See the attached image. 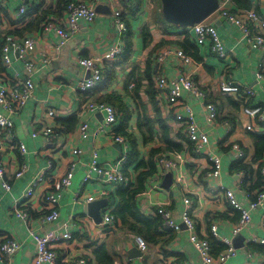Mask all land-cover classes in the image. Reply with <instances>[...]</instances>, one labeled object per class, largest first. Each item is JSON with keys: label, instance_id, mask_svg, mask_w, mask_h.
<instances>
[{"label": "crops", "instance_id": "0c3cea01", "mask_svg": "<svg viewBox=\"0 0 264 264\" xmlns=\"http://www.w3.org/2000/svg\"><path fill=\"white\" fill-rule=\"evenodd\" d=\"M59 1L0 0V39L7 31L21 30L36 17L37 9H40V14L47 13V20L52 18L65 20L66 9L61 11L58 8ZM86 2L93 5L95 9L99 5L102 8L93 23L87 24L83 20L79 21L80 31L68 42L61 53L56 54L52 63H45L44 58L49 53L51 45L59 41L54 30L47 35L45 33L39 35L41 29L32 35L24 36H33L36 41L33 59L37 65L36 71L31 77L34 83V93L25 107L12 116V119L15 125L16 139L25 143L27 147L26 156L21 157L19 154L15 147L17 141L11 145H5L0 139V159L8 170L6 179L10 182V189L5 190L0 178V243L6 239H16L22 244L20 251L13 259V264H31L36 249L34 240L27 232L28 227L15 215L14 202L23 196L28 184L42 172L48 159L54 163V168L48 176V183L37 189L35 196L26 203V209L32 215L30 226L33 230L44 234L60 229L61 234L69 232L73 235L72 241L56 245L59 251V264L75 256H84L91 261V264H96L92 251L103 243L108 246L109 252L115 255L116 264H140L143 261L145 264H173L175 262L178 264H204L200 252L191 242L193 233L182 223L187 197L193 199L194 202L192 211L196 224L194 234L210 243L213 257H218L227 249L222 238H230L237 253L234 257L227 259L224 264H264V246L261 244L248 246L249 240L253 237H261L264 230V226L261 224V212H264V204L259 213H254L249 208V197L252 195L253 198L257 192L264 190V179L259 176L256 162H254L256 150L254 139L251 136V134L264 135V124L258 125L253 131H248L241 121V112L246 106H264V79L260 83L257 81V73L264 68V51L249 47L245 42V35L241 27L223 17L213 15L208 20L216 25L230 56V62H228L230 66L229 69H226V66L212 52L211 41L206 40L204 44H198L192 28H180L163 23V16L160 14L161 0H87ZM253 3L258 13L264 15V2L255 3L253 1ZM22 7L26 11L23 15H19V10ZM34 8L36 9L34 10ZM226 8L232 11H244L232 1L226 5ZM116 11H122L123 19L126 22L127 31L123 34L115 26L114 13ZM155 17H159V23L155 22ZM146 34L149 35L148 42H146ZM189 38L194 43L191 52L185 51L182 47V43ZM129 39H132L133 44L130 53L127 49ZM162 42H165V45L159 48L158 45ZM118 44L121 45L123 54L118 55L114 61L102 63L103 78H107L111 72L114 77V80L107 81V86L103 89L111 97L113 95L121 97L133 113L140 111L142 105L148 108L150 114L154 113L146 93L150 81L141 78L149 67L153 71L152 85H154L153 76L157 74H162L167 80H173L179 76L181 60L177 56L169 57L164 64H159L155 60V56L158 55L161 48L170 47L183 49L190 55L193 60L190 66L191 76L201 86L208 82L210 98L217 106L219 117L217 121H207L209 113H207L203 102L186 91L182 92L184 102L193 107L196 120L209 137V144L201 149L200 154H197L192 143L174 133L170 121L171 111L166 106L164 96L154 85V89L157 91V105L170 127V138L181 144L182 150L168 154L176 158L178 170L167 171L159 179L158 171L153 178L147 181L146 191L139 196L138 204L145 215L154 217L155 211L158 213L160 209L168 207L173 221L178 225V229L174 231L177 233V238L170 246L167 247L163 243L156 246L148 244L146 256L139 251L135 243V237L138 235L128 232L125 235L119 230L120 227L122 228L119 219L116 220V225L118 224L120 227L114 228L110 234L103 235L97 226L98 223L88 214L90 203L86 204V201L91 199L92 202H96L108 200V198L110 200V191L116 186L108 184L104 179L95 175H92L89 182L83 184L93 151H98L99 162L104 164L117 160L121 153V146L115 142L116 123L112 126L103 125L102 127L104 112L91 113L83 109L87 102L96 101L100 95L86 100L81 94L80 98L79 91L74 89V84L86 75L81 59L103 55ZM5 69L0 75V85L6 79L13 78L15 74L20 77L25 74L24 63L16 55H12L11 66L5 67ZM205 73L210 75L206 74L207 76H205ZM222 76L224 77L221 79ZM223 79L241 85L253 86L256 94L248 103L238 102L218 92L219 83ZM128 80L132 85H136V82L140 84L141 90L137 97L140 100H133L130 97L134 94V90L129 86L128 91L126 90ZM103 85L104 83L101 82L95 89ZM75 98H77L76 101H74ZM49 109L56 110L58 116L64 120H70L75 115L77 116V120L70 123L72 126L69 127L67 134L62 132L51 142L44 135L45 128L49 124L46 120V112ZM0 111L3 112L1 108ZM222 119H230L231 125L221 123ZM83 122L89 124L87 139H82L80 135V125ZM56 124L58 125L57 120ZM135 125L136 122L133 119L130 127L134 128ZM100 127H102V131L97 137H94V131ZM34 134L35 136H33ZM141 141L143 139H138V149L143 156L148 157L147 148ZM127 142L131 148V141L127 140ZM157 142H159L158 139L153 143ZM233 143L244 147L248 158L247 164L245 163L248 165L247 169L242 175H237L239 172L231 170L235 160L229 149ZM75 149L79 150V155L73 154ZM209 152L220 154L223 170L218 179H209L205 183L202 182V179L209 171L210 162L207 157ZM71 161L76 163L75 176L72 186L62 193L59 206L60 218L56 222L43 225L40 217L42 216L44 194L57 187V179L65 172L66 166ZM21 164L27 165L25 175L12 180V173L17 172L21 168ZM134 169V164H130L128 181L131 183H135L138 174ZM179 174L183 179V185L177 183ZM168 175L172 176L171 182L168 180L165 182ZM259 180L262 181L261 184ZM220 186L231 189L237 200L250 211L251 222L240 233L244 239H240L236 243V237L232 235V230L238 224L241 214L229 204L221 191L216 190ZM76 192L80 193L83 203L73 202ZM105 192L108 193L107 197L103 195ZM100 212L102 216L104 210L102 209ZM212 227L217 228L219 237L213 236ZM210 237L217 240L222 246L223 251L220 254H214ZM132 250H137L134 256L130 254ZM249 251L252 253L251 261ZM166 252L170 254L169 257L166 256Z\"/></svg>", "mask_w": 264, "mask_h": 264}, {"label": "built area", "instance_id": "2783aa9c", "mask_svg": "<svg viewBox=\"0 0 264 264\" xmlns=\"http://www.w3.org/2000/svg\"><path fill=\"white\" fill-rule=\"evenodd\" d=\"M219 9L213 14L225 18L241 27L245 35V42L250 48L264 51V15L258 13L257 10H244V11H232L226 8V5L231 0H218ZM255 3L264 2V0H253ZM26 9L22 7L19 10V15H23ZM122 11H116L114 13L115 26L118 31L123 34L127 31L126 23L122 18ZM212 15V16H213ZM211 16V17H212ZM97 17L95 7L83 0H71L66 8V19H50L44 23V27L39 33L42 35L55 31L59 37V41L52 44L49 53L44 58L45 63H52L57 53H61L67 46L68 42L77 35L80 31L79 21L83 20L87 24L93 23ZM210 17V18H211ZM209 19V18H208ZM206 20L200 24L195 25L192 29L195 34V39L198 44H204L206 40L211 41V50L216 55L217 59L229 69L230 56L227 52L224 43L222 42L220 35L217 31L216 25ZM190 29V28H189ZM0 42L3 43L1 60L5 67H10L12 63V55H16L18 59L24 63V76L15 74L13 78L6 79L0 85V108L4 112L0 111V139L5 145H11L16 142V149L21 157H25L27 154V147L25 143L16 139L15 125L12 116L21 111L28 100L33 96L34 83L31 79L32 75L36 71V61L33 59V53L36 48V41L33 36L18 37L14 35L5 34L1 37ZM123 54V49L120 44L115 46L111 51L104 53L103 55L94 58L81 59V64L86 75L82 77V80L76 81L74 89L80 92H88L95 89L103 78L102 63L104 61H114L118 55ZM171 56H177L181 60V67L179 76L173 80H167L162 74H157L153 77V82L156 88L162 93L166 100V106L171 111V124L173 125L174 133L182 139L192 143L194 150L197 154H200L201 149L209 144L208 135L201 129L198 121L195 117L193 107L184 102L182 92L186 91L194 98L200 99L204 107L209 113L207 121L213 122L219 119L218 110L216 104L210 98L208 82L203 86L199 85L191 76L190 66L193 63L192 58L183 50L170 47H164L159 50L158 55L155 56V60L159 64H164L165 61ZM224 76L221 77V79ZM220 79V80H221ZM264 79V68L257 73V81L260 83ZM135 85L131 84L130 89H133ZM218 92L229 96L238 102L248 103L256 94L253 86L241 85L230 80H222L219 83ZM77 98L74 99L76 101ZM83 109L86 112H104L105 117L102 123L104 126H112L118 121V115L116 109L105 103H97L93 100L86 103ZM58 112L54 109H49L46 112L47 124L44 135L48 141H52L61 134V128L59 125H55ZM241 121L248 131H253L258 125L264 124V106L263 105H248L241 112ZM221 123L231 125L230 119H222ZM102 127L97 128L94 131V137H97L102 131ZM80 135L82 139L89 137V124L86 122L80 125ZM35 136V134L33 135ZM115 142L121 146L120 156L116 161H108L101 164L99 162V153L97 150L93 151L92 159L89 164L88 172L83 179V184L89 182L92 179V175L99 176L110 185L113 186H125L127 185L128 177L124 172V165L128 163L131 148L128 145L127 140L123 136H116ZM229 149L230 154L234 157L235 162H243L247 164V156L245 148L238 143H233ZM74 155H79V150H73ZM208 160L210 167L208 173L202 179V182H208L209 179H218L221 176L223 165L220 154L208 153ZM74 161L69 162L66 166L65 172L57 179V187L54 190H48L44 194L43 198V210L40 217L41 223L56 222L60 218L59 206L60 199L63 191L69 189L73 184L75 176ZM257 172L259 176L264 179V160L257 161ZM155 166L158 167L159 175L158 179L165 175L167 171L178 170V162L175 157L168 154L159 156L155 162ZM54 168L52 160L48 159L42 172L35 178L34 181L28 184L25 193L21 198H18L14 202V212L16 217L28 227L27 232L30 234L36 244L34 256L31 264H59V251L56 245L59 243H68L73 240V235L69 232L61 234L60 229H55L44 234H41L33 230L30 226V220L32 215L28 209H26V203H28L36 194L37 189L48 183V176ZM27 171V165L21 164V168L12 173V180L21 178ZM244 170L239 171L237 175L244 174ZM8 175L7 168L2 164L0 159V178L2 179V185L5 190L10 189L9 181L6 179ZM177 183L183 185V179L179 174L177 177ZM224 194L225 199L238 210L241 214L238 224L233 228L232 235L237 237L241 231L251 222L250 211L246 209L242 203H240L235 193L231 189H227L224 186H220L216 189ZM104 197L108 196V193H103ZM252 196V195H251ZM249 197V208L254 213H259L264 204V190L257 192L254 197ZM74 203H83L80 193L76 192L73 196ZM91 199L86 201V204L91 203ZM185 210L182 214L183 225L191 231V242L197 247L200 252L204 264H224L227 259L234 257L237 253L233 241L230 238H222V242L227 246L226 251L218 257L211 255V245L205 240L199 238L195 232V220L192 215L194 208L193 199L187 197L185 199ZM102 212V221L97 224L100 233L103 235L110 234L116 225V217L112 214L113 209L111 207H105ZM159 215L164 220V225L167 229L177 230L178 225L173 221L172 214L167 209L159 211ZM261 224L264 226V212H261ZM264 228V227H263ZM211 232L214 237H219L216 227H212ZM264 230L261 237H253L249 240V245L261 244L264 246ZM135 243L138 246L139 251L146 256L148 251V243L140 236L135 237ZM22 244L16 239H6L0 243V264H13L15 255L20 251ZM249 259L251 261L252 253L249 251ZM61 264H87V260L84 256H75L69 260L62 261ZM133 264V263H130ZM140 264H145L141 262Z\"/></svg>", "mask_w": 264, "mask_h": 264}, {"label": "trees", "instance_id": "16d2710c", "mask_svg": "<svg viewBox=\"0 0 264 264\" xmlns=\"http://www.w3.org/2000/svg\"><path fill=\"white\" fill-rule=\"evenodd\" d=\"M231 1L242 10H256L253 0ZM70 2L71 0H60L58 2V8L61 11L65 10ZM35 9L36 8H34V10ZM35 14L36 17L33 18L29 23H27L21 30H16L14 32L7 31L6 34L18 36L21 38L27 36L28 34L32 35L35 32H38L43 29L44 23L48 21L47 13L40 14V9H37ZM160 14L162 15V13ZM155 22L159 23V17H155ZM163 23L167 24L165 20ZM148 36L149 35L146 34L145 38L147 39ZM146 42H148V39L146 40ZM193 44V41H191L189 38L186 42L182 43V47L185 49V51L191 52L192 48L194 47ZM163 45H165V42H162L160 45H158V47L160 48ZM2 46L3 43L0 42V75L4 70H6L5 68H3L1 60ZM132 46V39H129L127 46L129 53L132 50ZM152 74L153 71L149 67L141 78H145L150 81L148 82L146 93L149 102L153 107V114L149 113L148 108L145 105L141 106L140 111L133 113L130 110V107H128L127 103L121 97L113 95V98L107 91L103 89L107 86V81L114 80L112 72L107 75V78H103V86L88 92L79 91V96L81 98V94H83V97H85L86 100H89V98L95 95H100L95 102L105 103L107 105L113 106L116 109L119 118V122L115 124L116 136H123L127 140H130L132 143L130 154L131 156L128 160V163L124 165L123 169L125 175L128 177L129 165L134 164V171L138 172L136 176V181L135 183L128 182L125 186H116L115 189L110 191L109 197L111 203L108 198V207H111L113 209L112 214L116 217V219H119L121 223L120 226H122L123 229L118 226V224L115 225V228L120 227L119 230L122 231L125 235L126 232L130 234H136L142 237L149 245L156 246L163 243V245L168 247L176 240L177 233H175L174 230H170L165 227L164 220L159 215V212L157 213L155 211V216L149 217L145 215V213H143L138 204L139 196H141L146 191L147 181L153 178L156 173H158V167L155 166L157 158L159 156L171 154V152L177 153L178 151L182 150L181 144L176 143L174 139L170 138V127L167 124L166 120L163 118L162 112L156 102L157 91L154 89V85L151 84ZM129 84L130 80H128V83L126 85L127 91L128 86L130 87L131 85ZM133 90V95H130V93L128 92L130 97H132L133 100H140L137 98L141 90L140 84L136 82L135 89L133 88ZM228 100L232 104H234V102L230 98H228ZM133 119L136 122V127L131 128L130 123H132ZM56 120L59 127L61 128V133L63 132L67 134L69 127L72 126V124L70 123L75 122L77 120V116L75 115L70 120H64L58 116ZM251 136L254 139V146L256 150V159L254 160V162L262 161L264 160V135L251 134ZM138 139H143V141L141 142L143 146L147 148L148 157L143 156L140 152V149H138ZM157 139L159 142L153 143ZM160 142L161 145H159ZM247 166L248 165L244 164L243 162H235L231 166V170L239 172L241 170H246ZM259 183L261 184L262 181L259 180ZM162 209L169 210L168 207ZM213 239L214 238L210 237V242L213 246L214 254L218 255L221 253V251H223V248L217 240ZM92 252L95 257L96 264H116L115 255H112L109 252L108 246L105 243L98 247H95ZM166 256L169 257L170 254L166 252ZM86 260L87 264H91V261H89L87 258ZM173 264L178 263L175 262Z\"/></svg>", "mask_w": 264, "mask_h": 264}, {"label": "water", "instance_id": "95a60500", "mask_svg": "<svg viewBox=\"0 0 264 264\" xmlns=\"http://www.w3.org/2000/svg\"><path fill=\"white\" fill-rule=\"evenodd\" d=\"M129 1V0H124ZM102 6L96 7L99 13ZM219 9L218 0H161V13L165 22L180 28H193L210 18ZM171 175L167 176L165 182H171ZM108 200H99L88 205L89 216L98 224L101 223V210L108 206ZM244 239L241 235L235 238V243ZM234 243V244H235ZM137 250L130 254L134 256Z\"/></svg>", "mask_w": 264, "mask_h": 264}, {"label": "rangeland", "instance_id": "374dc122", "mask_svg": "<svg viewBox=\"0 0 264 264\" xmlns=\"http://www.w3.org/2000/svg\"><path fill=\"white\" fill-rule=\"evenodd\" d=\"M206 74H207V75H210V74H208V73H205V76H207ZM202 75L204 76V72L202 73ZM203 76H201V77H203ZM203 78H205V77H203ZM205 89L208 90V88H206V87H205Z\"/></svg>", "mask_w": 264, "mask_h": 264}]
</instances>
